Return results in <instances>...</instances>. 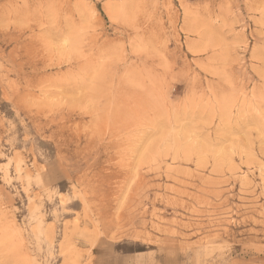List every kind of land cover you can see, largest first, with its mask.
Listing matches in <instances>:
<instances>
[{
    "label": "rangeland",
    "instance_id": "rangeland-1",
    "mask_svg": "<svg viewBox=\"0 0 264 264\" xmlns=\"http://www.w3.org/2000/svg\"><path fill=\"white\" fill-rule=\"evenodd\" d=\"M0 264H264V0H0Z\"/></svg>",
    "mask_w": 264,
    "mask_h": 264
}]
</instances>
